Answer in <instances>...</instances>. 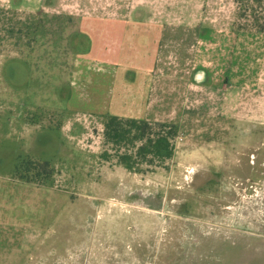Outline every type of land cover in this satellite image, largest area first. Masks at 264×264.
<instances>
[{"label": "rangeland", "instance_id": "1", "mask_svg": "<svg viewBox=\"0 0 264 264\" xmlns=\"http://www.w3.org/2000/svg\"><path fill=\"white\" fill-rule=\"evenodd\" d=\"M263 22L264 0H0V185L12 186L0 201L27 220L0 227V264H186L196 249L263 247ZM157 25L194 27L173 35L207 78L172 157L128 170L118 156L140 143L106 142L104 117L73 109L74 73L151 68L155 49L140 62L134 36Z\"/></svg>", "mask_w": 264, "mask_h": 264}, {"label": "crops", "instance_id": "2", "mask_svg": "<svg viewBox=\"0 0 264 264\" xmlns=\"http://www.w3.org/2000/svg\"><path fill=\"white\" fill-rule=\"evenodd\" d=\"M193 28L185 25H157L136 32L134 37L142 41L139 43L146 46L147 52L140 62H147L148 52L155 49L152 67L147 70L139 68L138 65L141 64L135 61L128 67H120V70L115 68L111 61L104 62L106 64L101 66L90 63L87 67L81 66L74 73L73 109L102 117L114 115L119 118L172 122L179 129L180 114L187 111L185 108L188 107L187 99L193 83L205 82L207 78L201 66L196 68V71H192L194 66L187 60L188 57L192 58V54L190 55L186 49L187 37L178 41V37L173 35L176 29L178 32H184ZM178 44L184 45L177 47ZM177 49L180 50V55ZM176 58L183 71L162 72V65L173 68ZM20 185L27 190L33 189L28 183L16 184L14 189L19 188ZM10 187L12 188L9 182H1V199V193ZM7 205L0 201V227L7 229L8 226L16 225L18 228H24L27 225V220L24 218L15 219L3 215L2 208H9ZM254 247L248 252L236 250L224 254L196 249L187 256L190 258L186 264H264V246Z\"/></svg>", "mask_w": 264, "mask_h": 264}, {"label": "trees", "instance_id": "3", "mask_svg": "<svg viewBox=\"0 0 264 264\" xmlns=\"http://www.w3.org/2000/svg\"><path fill=\"white\" fill-rule=\"evenodd\" d=\"M259 28L264 31V22ZM103 123L104 140L116 146L136 147L134 153L125 151L118 156V160L128 170L138 163L152 164L155 161L169 159L174 153L172 141L177 136L178 126L172 122H157L137 120L133 118H119L114 115H105ZM157 159V160H156ZM27 162L24 166L28 171ZM45 162V176L50 172ZM39 174V173H38ZM37 174V175H38ZM20 179H24L23 176ZM29 183L31 179H25Z\"/></svg>", "mask_w": 264, "mask_h": 264}]
</instances>
